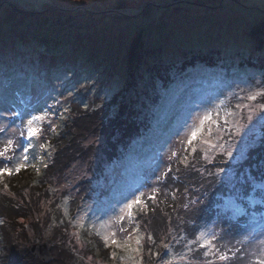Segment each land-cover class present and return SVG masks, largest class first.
Masks as SVG:
<instances>
[{
	"label": "rangeland",
	"instance_id": "1",
	"mask_svg": "<svg viewBox=\"0 0 264 264\" xmlns=\"http://www.w3.org/2000/svg\"><path fill=\"white\" fill-rule=\"evenodd\" d=\"M263 22L264 0H0V45L8 49L15 42L16 64L24 63L39 72L29 73L24 65L20 72L11 62L16 53L11 52L0 54V75L8 80L13 73L28 76L26 87L30 91L35 80L47 85L46 90L51 95H45L50 97L51 106L46 107L51 111L55 108L63 112L72 100L87 106L90 101L114 97L128 88V78L137 77L141 65H149L151 70L156 67L153 71L157 73L162 65L173 68L168 75H173L175 83L159 98L162 102L157 103V109H151L150 113L158 120L155 126L161 132L133 141L125 157L105 170L99 198L78 213L72 224L69 222L71 249L86 264H138V258H142L143 237L134 216L138 203L131 210V216L125 206L139 196L149 181L156 147L152 141L157 142L160 137L173 139L165 151L167 161L178 155L187 161L186 157L190 158L196 148L203 151L201 155L205 154L206 160L239 164L230 171L248 164L247 157H252L255 163L264 161V148L261 147L264 95L248 99L250 95L264 93V66L258 64L264 60V44L260 47L250 40L254 28ZM133 50L136 64L131 63ZM40 91L42 94L43 90ZM15 108L5 110L0 104L9 127L11 121L17 125L26 121L21 114L13 115L18 113L15 111L18 107ZM43 115L45 120L50 119L48 111ZM205 116L210 119L204 120ZM52 119L47 123L41 121L40 126L33 125L38 132L35 139H31V146H27V152L33 156L47 152L44 144L56 138L54 132L60 130L61 122L56 116ZM7 124H0V127ZM157 128L154 127L153 132ZM197 128L202 130L189 144L191 132ZM26 129V124L15 129L8 140L15 141L16 136L28 132ZM3 144L0 143V149ZM13 146L14 150L21 146L24 154L22 144L15 141ZM42 157L44 160L39 165L32 166L31 162L23 171L12 170V177L7 172L0 174V203L2 189L9 188L6 194L12 196L11 185L16 186V193L31 181L30 175L39 174L46 161V157ZM225 157L230 161H224ZM4 164L7 168L13 165ZM17 164L25 166L23 157L14 165ZM160 165L154 184L163 171ZM261 181L264 184V175ZM93 195L92 192L91 197ZM221 209L232 219L239 211L231 197L223 199ZM41 218L43 216L18 219L15 229L0 220V264L7 257H14L11 264L15 258L19 264L25 257L23 248L35 245L31 243L34 242L33 229L43 225ZM118 222L131 224L132 232L123 236L116 234ZM21 228L27 233L25 244L21 241ZM5 233H9L10 239ZM97 233L108 238L107 246L96 241ZM201 233L211 238L214 228ZM261 235L258 241L245 246L225 244L223 250L219 249V256L230 253L233 257L226 260L218 257L217 261L239 264L237 259L242 258L237 254L243 253L242 249L262 254L264 245L260 241L264 240V233ZM113 240L116 243H112ZM50 253L56 260L65 261L60 260L57 251ZM29 255L30 264L39 260ZM204 256L203 252L197 253L204 264L210 262ZM182 259L175 264H182L185 261Z\"/></svg>",
	"mask_w": 264,
	"mask_h": 264
},
{
	"label": "trees",
	"instance_id": "2",
	"mask_svg": "<svg viewBox=\"0 0 264 264\" xmlns=\"http://www.w3.org/2000/svg\"><path fill=\"white\" fill-rule=\"evenodd\" d=\"M263 37L264 22L254 28L250 40L262 47ZM11 52L16 53L11 62L20 72L24 69L21 65H24V70L29 73H39L30 66L26 67L24 63L16 64L18 51L15 42L11 43L8 49L0 45V54ZM133 52L134 50L131 53V63L136 64ZM258 64L264 66V60ZM169 69L173 71L170 66L162 65V70L157 73L153 71L156 67L151 70L149 65H141L137 77L132 75L128 78V88L125 91L117 93L110 99L90 101L87 106L72 100L64 107L63 112L55 108L51 111L46 107L50 97L45 94L51 95L46 90L47 85L35 80L30 91L26 87L28 76L21 75L20 72L13 73L12 79L8 80L0 75V104L4 105L5 110L10 111L18 107L15 111L26 119L19 125L11 121L9 127L4 119L7 117L5 110L0 111V124H7L6 127H0L3 129L0 131L1 144L6 145L5 141L8 140L9 134L22 125H27V121L34 115L44 116L43 113L47 111L50 113L49 120L34 121V126L43 123L41 121L52 122L54 116L61 122L60 130L54 132L56 138L43 146L47 152L42 154L38 152L33 156L30 152L21 153V146L15 150V146H12L8 153L12 159L0 158L2 169L6 167L4 163L14 165L26 155L25 166L21 167L23 171L31 162L32 166H36L43 162L42 156L46 157L39 174L36 177L30 175L32 179L26 187L15 193L16 186L13 188L14 185H11L12 196L6 194L7 188L2 189L0 220H4L6 226L15 229L18 219L27 220L43 216L41 219L44 223L40 224V228L34 226L32 239L34 242L31 240L30 242L47 244L49 254L51 255L52 250L57 251L60 260H65V264H86L71 249L68 234L70 223L72 224L78 213L84 212L99 198L105 170L125 157L132 142L146 138L149 134L161 132L155 126L158 120L150 113L151 109H157V103L162 102L159 98L166 95L167 89L175 83L173 75H168ZM40 90H43L42 94ZM154 127L157 131L153 132ZM25 131L27 132V129ZM27 137L28 132L16 136L15 141L27 147L33 141ZM160 138L157 142L152 141L156 146L154 152L156 160L153 159L149 181L139 192V196L142 193L143 196L134 210L135 222L143 237L142 258H138L140 259L138 264H175L176 260L181 258L185 260L182 264H204L202 258L197 257L199 252H203V256L206 252L209 253L204 257L210 262L205 264H231L217 261L219 249L223 250L225 244L229 242L234 245L241 243L244 246L255 243L264 233V184L261 181L264 175V161L255 163L252 157H245L248 164H242L239 170L230 171L239 164L230 165V162L206 160L204 158L206 155H201L203 151L197 148L190 158L186 157L187 161H183L181 155L167 161L165 151L173 139ZM31 139H35V135ZM262 146L264 148V137ZM50 149L52 152L48 153ZM227 159L225 157L224 161H230ZM35 161L37 162L33 165ZM13 165L8 168L14 170L16 165ZM159 165L163 167V171L154 184ZM8 175L13 176L9 173ZM7 190L9 192V188ZM92 192L95 196L91 197ZM152 196L155 198L150 199ZM226 197H231L233 203L239 207L233 219L221 209L223 199ZM118 224L116 234L123 236L126 232L128 235L132 232L131 224L120 222ZM208 228H214L211 238L205 237L211 244L202 246L200 233ZM5 234L7 239H10L9 233ZM21 235V241L27 243L24 228H21ZM96 241L107 246L99 234ZM11 246L15 244L11 243ZM23 249L25 257L21 258L19 264H25V261L30 264L31 257H28L30 251L26 247ZM242 250L243 253L239 251L237 254L238 258H242L237 259L239 264H257L261 257L259 251L249 253L245 249ZM226 255L233 257L230 253ZM13 260L14 257L12 259L7 257L1 264H11ZM39 260L36 262L33 260L31 264H55V261L56 264L64 263L53 256L48 263H44L41 258ZM13 264H18L16 258Z\"/></svg>",
	"mask_w": 264,
	"mask_h": 264
},
{
	"label": "snow or ice",
	"instance_id": "3",
	"mask_svg": "<svg viewBox=\"0 0 264 264\" xmlns=\"http://www.w3.org/2000/svg\"><path fill=\"white\" fill-rule=\"evenodd\" d=\"M258 95H264V93H256V94L250 95V96L248 97V99H250V100H255V99L257 98ZM261 108H264V105H261ZM18 114H19V113H13V115H18ZM44 118H45L44 116H36V115H34V116H32L31 119H29V120L27 121V129H28V137H27V138H28L29 140H31V138H32L34 135H36L37 132H38V129L35 128V127H33V122H34V121H40V120H43ZM208 119H210L209 116H205V117H204V120H208ZM202 124H203V121L201 122V125H202ZM201 130H202V128H197V129H195V130H193V131L191 132L190 139L188 140V143H189V144L192 143V140L196 139L198 133H199ZM0 131H3V129H0ZM22 135H23V133H22ZM12 146H13V142H12L11 140H9V141L7 142V144H6L2 149H0V158L7 159V160L12 159V156L8 155L9 150H10V148H11ZM30 146H31V145H29L28 147H30ZM28 147H24V148H23V152H27V151H28ZM229 155H231L230 152H229ZM23 159H24V160H27V156H26V155L23 156ZM21 167H24V165H23V164H17L16 167H15V171H16V172H19L20 169H21ZM5 172L11 174V173H12V169H9V168H7V167H4V168L0 169V174H3V173H5ZM154 191H155V190H154ZM141 196H143V193L141 194ZM141 196H137L135 199H133L131 202H129V203L125 206L126 209L128 210V215H129V216H131V210L133 209L134 205H136L137 203H139V202L141 201ZM149 198H150V199H154L155 197L152 196V197H149ZM122 211H124V210L122 209ZM120 219H123V216H121ZM200 238H201V240H203V244H202V246H208V245L211 244V241L205 239V237H204V233H201V234H200ZM104 239H105V241L107 242L108 238L105 237ZM245 239H247V237H245ZM112 243H116V241L113 240ZM137 243H139V240H137ZM260 243H261L262 245H264V240H261ZM165 247L167 248V245H165ZM208 254H209L208 252L205 253V255H208ZM113 256H115V253H113ZM219 259H221V260H226V259H228V256H227L226 254H221V255L219 256ZM257 264H264V252H262L261 257H260V258L258 259V261H257Z\"/></svg>",
	"mask_w": 264,
	"mask_h": 264
},
{
	"label": "water",
	"instance_id": "4",
	"mask_svg": "<svg viewBox=\"0 0 264 264\" xmlns=\"http://www.w3.org/2000/svg\"><path fill=\"white\" fill-rule=\"evenodd\" d=\"M32 255L41 258L44 263H48L52 260V256L49 254V247L47 244H35L29 248Z\"/></svg>",
	"mask_w": 264,
	"mask_h": 264
}]
</instances>
